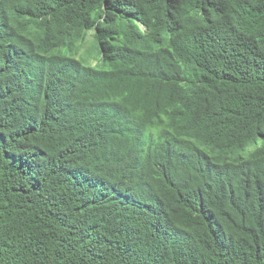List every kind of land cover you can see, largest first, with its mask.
<instances>
[{"label": "trees", "instance_id": "16d2710c", "mask_svg": "<svg viewBox=\"0 0 264 264\" xmlns=\"http://www.w3.org/2000/svg\"><path fill=\"white\" fill-rule=\"evenodd\" d=\"M0 264H264V0H0Z\"/></svg>", "mask_w": 264, "mask_h": 264}, {"label": "rangeland", "instance_id": "374dc122", "mask_svg": "<svg viewBox=\"0 0 264 264\" xmlns=\"http://www.w3.org/2000/svg\"><path fill=\"white\" fill-rule=\"evenodd\" d=\"M88 42H90V36H88V37H87V39H86V42H85V43H88ZM85 47H86V44H85ZM92 63H95V60H94V61H92Z\"/></svg>", "mask_w": 264, "mask_h": 264}]
</instances>
